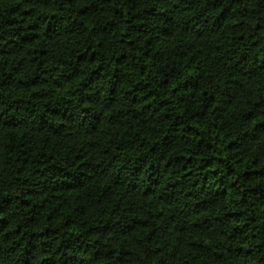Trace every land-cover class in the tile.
<instances>
[{"label":"trees","instance_id":"16d2710c","mask_svg":"<svg viewBox=\"0 0 264 264\" xmlns=\"http://www.w3.org/2000/svg\"><path fill=\"white\" fill-rule=\"evenodd\" d=\"M0 264H264V0H0Z\"/></svg>","mask_w":264,"mask_h":264}]
</instances>
